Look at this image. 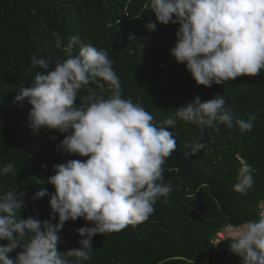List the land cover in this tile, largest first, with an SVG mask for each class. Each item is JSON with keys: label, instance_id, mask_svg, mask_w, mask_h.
I'll return each instance as SVG.
<instances>
[{"label": "trees", "instance_id": "1", "mask_svg": "<svg viewBox=\"0 0 264 264\" xmlns=\"http://www.w3.org/2000/svg\"><path fill=\"white\" fill-rule=\"evenodd\" d=\"M147 5L148 0H0V169L9 162L14 165L12 172L0 174V193H26L21 218L32 215L41 222L49 220L50 196L33 200L34 194L41 188L54 193V185L47 183V178L55 174V164L87 159L61 149L60 142L67 133L56 129L33 132L28 125L31 105L26 101L13 103L19 88L31 86L40 71L31 68L33 56L49 60L45 74L57 60L67 58L64 49L55 46L53 33H58L64 44L68 37L79 35L83 41L107 50L123 97H131L150 112L154 124L161 126L164 119L175 114L176 107L193 102L197 96L202 102L223 96L234 117L232 128L222 123L200 128L183 120H178L175 128L165 126L176 139V148L164 164L163 183L174 187L168 202L159 199L146 221L95 234L91 258L82 264H243L228 245L231 238L218 245L214 241L225 228L240 227L258 219L262 212L264 70L210 87L197 84L185 64L170 54L179 24L157 22L155 14L145 9ZM149 20L157 23L155 31L146 29ZM129 33L135 40L128 38ZM73 51L75 54L78 48ZM89 86L99 94L95 84ZM86 94L82 89L75 103L79 105ZM250 113L257 117L253 129L241 133L235 120L248 119ZM197 141L208 148L192 153L185 147ZM241 160L254 169L255 183L246 195L233 187ZM50 222L57 223L58 214ZM82 226L92 225L83 218L65 222L59 251L80 247L82 237L76 229ZM20 251L18 247L10 256L14 258Z\"/></svg>", "mask_w": 264, "mask_h": 264}, {"label": "clouds", "instance_id": "2", "mask_svg": "<svg viewBox=\"0 0 264 264\" xmlns=\"http://www.w3.org/2000/svg\"><path fill=\"white\" fill-rule=\"evenodd\" d=\"M145 9H150L159 23L179 24L170 54L185 64L197 84L210 87L264 70V0H148ZM145 27L155 31L157 23L149 20ZM53 35L55 46L63 48L67 58L57 60L45 74L49 60L33 56L31 68L40 71L31 86L19 88L13 103L26 101L31 105L28 125L33 132L56 129L67 133L60 142L61 149L87 159L55 164V174L47 178V183L54 185V193L41 188L34 194L33 200L50 196L49 220L41 222L32 215L21 218L26 193H0V241H7L0 244V264H82L89 260L95 234L146 221L159 199L168 202L174 187L163 183L164 164L176 148V139L165 126L175 128L178 120H183L200 128L219 123L233 127L231 109L220 95L203 102L197 96L193 102L176 107L175 114L164 119L161 126L154 124L150 112L131 97H123L107 50L83 41L79 35L68 37L66 44L58 33ZM128 38L135 40L132 33ZM75 48L78 52L74 54ZM90 84L96 85L99 94ZM82 89L87 94L77 105ZM256 119L250 113L248 119H236L235 125L241 133L250 132ZM185 147L195 153L208 145L197 141ZM240 164L233 187L246 195L255 183L254 169L243 160ZM13 170L9 162L0 174ZM56 214L58 222L53 224L50 221ZM77 218L92 226L76 229L82 237L78 249L59 251L65 222ZM231 241V251L243 264H264V211L258 219L241 225ZM18 247L21 251L11 257Z\"/></svg>", "mask_w": 264, "mask_h": 264}, {"label": "rangeland", "instance_id": "3", "mask_svg": "<svg viewBox=\"0 0 264 264\" xmlns=\"http://www.w3.org/2000/svg\"><path fill=\"white\" fill-rule=\"evenodd\" d=\"M262 211H264V204H263V208H262ZM239 227H232V226H229V227H227V228H225V235H226V237L225 238H231V235L233 234V233H235V231L238 229ZM232 241L231 240H229L228 241V245L230 246V243H231Z\"/></svg>", "mask_w": 264, "mask_h": 264}, {"label": "built area", "instance_id": "4", "mask_svg": "<svg viewBox=\"0 0 264 264\" xmlns=\"http://www.w3.org/2000/svg\"><path fill=\"white\" fill-rule=\"evenodd\" d=\"M225 232L226 231L224 230V231L218 233V235L214 241L217 245L226 237Z\"/></svg>", "mask_w": 264, "mask_h": 264}, {"label": "water", "instance_id": "5", "mask_svg": "<svg viewBox=\"0 0 264 264\" xmlns=\"http://www.w3.org/2000/svg\"><path fill=\"white\" fill-rule=\"evenodd\" d=\"M227 252L226 251H224V254H226Z\"/></svg>", "mask_w": 264, "mask_h": 264}]
</instances>
